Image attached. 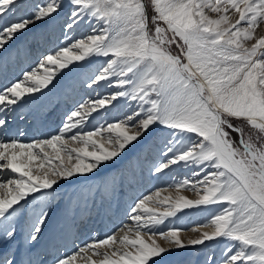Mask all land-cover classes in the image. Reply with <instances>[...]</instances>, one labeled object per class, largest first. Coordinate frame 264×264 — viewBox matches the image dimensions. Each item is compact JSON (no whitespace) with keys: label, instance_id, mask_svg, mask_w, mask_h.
Returning a JSON list of instances; mask_svg holds the SVG:
<instances>
[{"label":"snow or ice","instance_id":"snow-or-ice-1","mask_svg":"<svg viewBox=\"0 0 264 264\" xmlns=\"http://www.w3.org/2000/svg\"><path fill=\"white\" fill-rule=\"evenodd\" d=\"M22 38L46 50L0 86V264H264V0H0V53ZM65 82L88 94L56 113ZM54 113L50 131L9 136ZM150 156L197 198L157 189L79 245L53 222L62 189L98 178L114 198L125 160ZM185 209L209 218L178 227Z\"/></svg>","mask_w":264,"mask_h":264},{"label":"rangeland","instance_id":"rangeland-1","mask_svg":"<svg viewBox=\"0 0 264 264\" xmlns=\"http://www.w3.org/2000/svg\"><path fill=\"white\" fill-rule=\"evenodd\" d=\"M45 50L46 48H41L38 50L34 45L26 44L24 39L22 38L21 40L12 44L7 53H0V86H3L4 84H6V82L9 83L18 79L22 71L27 70L35 65L40 56V53ZM100 62L95 63L93 65V68L98 67ZM87 94L88 90L80 86L79 83H76L74 87L70 89L68 87V82H65L64 87L54 90V92L49 96L48 99L51 101V104L55 106V112L59 113L62 112L66 106L71 105L74 100L80 99L82 96L86 97ZM91 94L95 95V93ZM101 94L107 95L108 90H102ZM117 114L118 113L114 110L111 114H108V118L110 119ZM56 120L57 115L54 113L51 116V122L47 124L48 126L43 125V133L50 131L51 128H55L58 124V120ZM100 122L103 123V120H101ZM35 124L38 125L40 129L42 128L41 125L37 124L36 122ZM14 125L15 123L12 125V127H14ZM154 162V156H150L147 159L141 160L139 163L134 160L131 162L125 160L124 164L121 165V168L127 167L129 163H131L132 167L128 168V171L126 172V179L124 180L123 190L118 192L114 198L108 197L106 193L97 192L94 186L90 187V184L95 185L99 183L98 178L93 182H85L82 184L65 187L64 189H62V196L58 200V207L54 209L53 222L55 223L57 219H61L66 224L71 225V223H75V217L77 216V218L85 217V220H87L88 216H90L89 220L91 219V221L96 220L94 219V216L103 217L105 219V217L107 218L109 215H114L113 212H116L118 210L120 211V209H122V211H125L127 214L133 201L144 195L153 193L157 189H161L162 191L164 189H167L171 191V194L169 195H171L173 198L177 195H183V192L184 196L190 199L197 198L196 194L192 191L181 190L182 193H178L175 189L167 187L168 184L171 183L172 176H174L177 180H180L183 179L186 175H189L186 170L176 169L170 175L162 177L153 176L149 172V168ZM133 176L134 179H132ZM149 206L160 207L154 203L150 204ZM160 210L162 211L163 207H160ZM93 211L94 214L92 213ZM183 212L187 213V215L178 214L181 216V219L187 216H197L199 214L201 216L203 215V220L199 222L202 225L209 216V214L206 212H199L192 209H185L183 210ZM96 214L99 215L97 216ZM181 219L177 220L178 227H181L179 225L181 224ZM96 221H98L99 225L102 224L100 223V220ZM197 222L198 221H196L195 223ZM123 224L124 223H121L118 228H120ZM194 226L195 225H191L190 227H188V229L194 228ZM75 231L77 233V230ZM200 231L202 230L200 229ZM190 232L192 233L191 236L188 234ZM181 235L185 236L182 238L186 240L188 238H194L198 235V233H195L193 231H185L183 233L181 232ZM187 235H189V237ZM145 238L147 239V236H145ZM214 247H216L217 251H219V248L217 246Z\"/></svg>","mask_w":264,"mask_h":264},{"label":"bare ground","instance_id":"bare-ground-1","mask_svg":"<svg viewBox=\"0 0 264 264\" xmlns=\"http://www.w3.org/2000/svg\"><path fill=\"white\" fill-rule=\"evenodd\" d=\"M49 122H51V121H49ZM41 127L42 128L40 129L38 127V125H36L35 122H33V121H27L26 122V121H20V120H18L15 123L14 127L11 128V130L9 132V136H11L12 138H15L14 134L16 133L17 129L19 128L21 130H26L27 131V135L23 139H25L26 141L27 140H31L32 138H34L39 133H43V126H41ZM48 129H50V128H48ZM44 131H45V128H44ZM161 192H162V194H161L162 197L163 196H168L169 194H171V191H169V190H166V191L163 190ZM179 193H182V191L179 192ZM182 194L184 196V192ZM92 213L94 214V211ZM113 213H114V215H109L107 218L105 217V219L103 217H95L94 216V219L100 220V223H102L101 225H99L98 224V221H96L94 219H93L94 221H91V219L89 220V217L90 216H88V219L87 220H85V217H83V218H80V217L77 218L78 216L75 217L76 220H75L74 225L76 226V228L74 229V231L77 230L76 236L78 237V238L75 239V244L76 245L81 244L82 242H84L85 240H87L89 238V236L92 235V234H95L96 236L103 238L106 234H111L112 232L116 231V229L120 226L121 223H124V224H132L133 223V222H131L128 219V215L126 214L125 211H122V209H120V211L119 210L116 211V212L114 211ZM202 216L200 214L197 215V216H187V217L181 219V224H179V223L178 224L181 227H184V228H188L191 225H195V226L202 225L201 223H199L200 221L203 220V217ZM208 218H209V216L207 217V219ZM196 221H198V222L195 223ZM71 225H72V223H71ZM200 229L202 231L208 230L207 228H204V227H201ZM195 233H197V232H195ZM188 234L190 236L192 235L191 232L188 233ZM189 235H187V236L189 237ZM182 237H185V236H182ZM72 247H73V242L72 241H69L68 244H67V248L70 250ZM62 251H63V249H62Z\"/></svg>","mask_w":264,"mask_h":264}]
</instances>
